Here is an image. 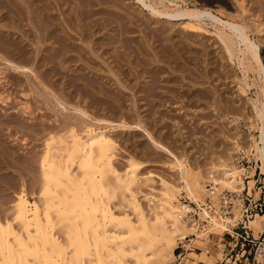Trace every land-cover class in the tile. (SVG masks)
I'll return each instance as SVG.
<instances>
[{"label": "rangeland", "instance_id": "rangeland-1", "mask_svg": "<svg viewBox=\"0 0 264 264\" xmlns=\"http://www.w3.org/2000/svg\"><path fill=\"white\" fill-rule=\"evenodd\" d=\"M7 1L9 2H6L7 5H5V7L0 6V31L7 41L9 40L12 48L16 47L20 49L21 53L25 55L24 58L26 57L25 60L24 58H20L19 53H17L18 51L15 52L16 50L13 49L14 51L10 52L9 58L18 65L22 64L21 66L32 68L34 71L33 74L35 73L36 76L33 74L21 75L17 72L15 73L12 69H7V71L5 70L6 75H4L6 78L2 76L5 78V84L3 83L2 85V82L0 83V94L1 92H6L3 95L7 96L3 97L6 98V102L8 101L7 103L5 102L4 105L0 104V149L2 148L0 151L1 222L11 223V220L13 222L12 207L16 202V197L19 192L23 191L29 202H36L40 207L43 206L42 200L44 197L41 194L43 190V179L40 175L41 168L39 162L42 158L41 156L48 150L47 143L50 144L49 138L51 136L53 138L55 137L54 139H56V136L58 138L61 137L63 134L60 135L59 132L61 130L59 129H62V126L67 128V130H69L68 126L71 128L70 125H73L72 128L77 127L79 130L77 128L74 129H77L76 131L78 134L79 131L82 130L79 135H82L81 133L86 130L85 128L93 127L88 121V126L85 124V120H82L84 122H80L79 119L75 117L76 114L72 113L71 110H69V112L71 111L69 114L62 112L56 101L48 96V94H52L48 92L52 91L54 92L53 94L56 93L59 95L61 100L67 103L69 108H71L73 104L75 105H72L74 108L83 110L86 113L88 112L89 114H87L91 115L92 118L110 122L111 125L108 127L106 124V126H103L106 127L105 130H103L107 132V135L110 136L115 143L113 166H116L115 169H117L116 171L121 177L123 176L124 178L125 176V170H127L125 167H127V159H129V157L130 159L133 158L134 161L140 165L139 167H141L134 185L132 184L129 188L119 186L120 188L116 189L114 197L108 202V208L111 211L113 210L112 213H114L117 218L120 217L121 220L130 219L131 224L134 222L135 226H138V216L136 212L133 213L134 209L132 210L133 206H131V201L134 198L140 209H142L143 217H146H144V219L146 222L148 220L147 223L154 229V233L152 232L151 235H147L148 238L145 235H141L143 237L139 235L133 242L130 241L128 243L127 240V243L123 246L124 248H122L124 254H119L120 258L118 257L120 262L123 261L124 264H134L136 262L135 264H138L137 259L143 256L145 257V264H173L175 262V255L179 251L177 250V252H174L178 243L188 244L186 243L188 240H193L190 248H187V252L184 253L185 259H183L182 264H246L247 252L243 254L239 244L235 246V240H231L227 235L223 236V228H220V230L218 227H215L211 235L203 238L201 234L196 231L189 232L182 230L180 232L181 236L180 234H176L178 237L173 238L160 232L163 231V228L167 227L162 226L161 221L158 223L156 221V215L160 212L158 209L160 208L159 205L164 202L163 194L166 192L164 184L167 187L174 186V188H178L177 185L182 181L180 178L181 176L178 175L176 166L174 164H171L173 166L170 165L171 162L169 159L159 155L158 152L151 147L149 141L142 132L122 129L117 126L119 122L123 121L130 124L133 122L140 123V125L142 124L141 126L145 127L156 141L163 142L165 146L171 148L170 150L173 152L176 151L175 153L178 155L179 159L184 163L186 162L185 165L193 174L195 173V177L198 179V181L196 179L192 181L195 184L198 182L202 185L203 181L205 182L208 175H212V173L216 175L217 179H220L222 175L221 170L230 166V163H232L235 157L234 153L243 151L240 147L246 149L247 144L249 142L252 144L254 141L248 142L247 137L257 136L256 129L253 127L254 111L248 103V99L263 100L261 95L263 86L261 84L264 82L262 79H258L259 76L256 72H253V70H251V72L250 70L243 72L242 66L235 60L237 57L242 59V54L237 51L238 49L234 48L236 58L230 61L225 56L223 45L219 43L218 37L215 36L216 30L213 28L215 25H212L208 20H205V23L203 22L204 24H202V27L203 25L204 27L208 26L205 28L206 32L209 31V33L197 34L196 38L194 36L188 37L185 30H183V25L188 22L187 20L170 21L167 19L155 18V16L145 8L138 5L135 0H101V2H99V0H86L87 4L88 2L91 4L86 5L88 10L85 8L86 6L82 9L83 5L86 3L85 0H81L84 1V4L82 3L83 5L77 2L79 0H68L66 3L67 5L64 4L61 7L53 5L55 0H50L49 4L54 6H51L53 12L51 10L49 12L51 19L55 20L56 24H60L61 21L64 29L67 30V28H65L66 23H63V17H67L66 15L64 16V14L70 13L68 16L70 18L72 17V23H74L75 20L74 16H77L79 12L84 17L83 18L81 14L78 15L80 18L77 17L76 19L82 22L76 21L73 25L74 27H72V29L70 28V31L67 30V32L69 31L68 34L71 37V42L66 41V43L69 44V47L76 46L74 48L77 49L83 47L89 54L83 53L82 51H80V53L77 51H70L72 53L69 52L68 61L65 59V63H59L63 66V70L59 68L61 67L59 64L57 66V60L59 59L50 60L51 64L49 63L47 67L50 65L51 67L56 66L57 69H60V74L63 73L61 76L52 73L49 68L45 69L40 65L39 56L37 55V51L39 47H41V44L39 46L38 43L37 8L40 5L38 0ZM146 1H148V4L150 3V5H154V7L156 6L157 8L160 7L159 9L162 10L163 8L164 10L168 8V11L172 9L169 12L177 8H197V10H203L207 7L208 9L212 8V10H218V8H220V13L222 15L214 11V14L220 19H224L225 21L234 20L235 23L242 26L245 25L244 27L248 28L245 29L249 39L257 45V52L260 60L262 63L264 62V26H262L264 25V0H242L245 10H242L240 7L241 0ZM65 2L66 1H64V3ZM16 3L18 4L16 5ZM78 4L80 6L79 8L76 6ZM24 7H27L26 10ZM55 7L57 8L55 9ZM222 11L227 16L223 15ZM238 14L242 18H237L236 15ZM229 16H232V20H230L231 18L228 19ZM235 19H237L238 22H236ZM29 22L31 24H29ZM78 22L82 26L85 24L87 29L84 28V30L82 28L84 34L81 33V35H79L82 29ZM206 22L210 25L208 23L206 24ZM76 24L77 28H75ZM255 25H260L257 27L261 29V32L257 29L260 33L258 31L256 32ZM77 29L80 30L78 31ZM184 33L187 37H184ZM82 37H84V40ZM88 46L92 47L94 51H90ZM195 49H197V51ZM74 53L76 55H72ZM78 54L84 57L82 62L77 60L79 57ZM192 55L194 56L192 57ZM194 58L197 59L194 60ZM245 58L244 62L246 63L247 57ZM183 59L187 60L184 61ZM172 60H176V62ZM182 60L184 62H189L187 66L189 64L190 67H185L186 63ZM178 62H180V65L184 63V66H181L182 69L180 70L177 69V67H180L177 66L179 65ZM83 63L84 66L82 65ZM174 63H176V65H174ZM247 63L244 64V67L248 65ZM196 64H198V66H196ZM250 64L252 65L251 68H256L254 62ZM87 66L90 69H87ZM186 68L189 69L190 73L191 70L192 72L194 70V73H192L194 75L189 73L188 77L186 74L188 70ZM238 68H241V71ZM247 73L249 74L247 75ZM185 74L186 77H184ZM190 75H192L191 78H196V85H194L195 83L193 82L195 78L193 81H190ZM79 77L81 81L83 79H85V81H88L86 79L91 81L90 83L88 81L87 84L85 81H82V83L80 80H77ZM188 78L190 79L188 80ZM71 80H75L76 82L74 81V83H77V86L75 84L72 85L76 87H74L75 89L73 88V91L70 86H68L69 84L67 85L66 83L69 82L71 84ZM88 83L91 84L93 88L89 86ZM37 84L40 86H37ZM63 85L68 86L69 89H64L63 91ZM78 85L79 87L82 85L80 89L77 88ZM85 85H88L87 88ZM36 87L37 89H35ZM146 87H148L149 91ZM245 87L244 93L242 90ZM68 91L70 95H68ZM43 95L45 98L42 97ZM25 108L28 110L24 112L23 110ZM122 113H124V117L121 115ZM74 118H76V120H74ZM234 118L237 119V124L233 125L237 127L238 130H235V127L231 126L232 124L227 123L228 120ZM78 123H82L80 124L81 127L83 126L81 129L79 125L74 126ZM63 130L64 129H62V131ZM67 130L64 131L67 132ZM228 130L232 133L228 132ZM62 131L61 133H64V131ZM225 131H227L228 134L224 133ZM55 142L54 144L56 145L52 144L55 147L54 149H61L62 145H59L57 140H55ZM52 145L49 147L53 148ZM57 145L60 147H57ZM253 153L254 151L251 152V154ZM251 154H240L237 159L242 162L241 164H243V167L246 169L244 174L236 178V181L241 180L243 182L242 184L246 186V182L252 180L253 183H248L249 194H251L254 199H257L260 192L264 193V176H259V161L256 156ZM192 162L193 164H191ZM71 170H74L73 175L77 174L75 167ZM248 173L251 175L254 173L255 176L244 181L246 175L249 176ZM223 185H219L221 189H229V186ZM233 185H236V183L234 182ZM181 194H183V192L178 194L177 200L182 203L183 201L179 198ZM57 195L60 196V191L57 192L54 197L50 194H47V197L51 199L53 203H55V201L57 203ZM204 195L205 191H199L197 196L200 199L198 201L202 202ZM135 214L137 220L134 218ZM235 216V219H238L237 212ZM53 217L55 222L59 219L56 214H53ZM123 217H125V219ZM186 218L189 221H193L188 215H186ZM135 221H137V223ZM12 224L14 225H12V228H14L13 230L17 232L16 234H19L22 238L25 237V239H23L26 241L27 245L32 244V242L26 240L27 234L21 225ZM169 224L170 223L167 224V228L170 229L171 225L169 227ZM159 225L160 227H158ZM161 226L163 228H161ZM249 228L252 230L253 235L257 237L264 231V219L259 226L250 227L249 224ZM110 229L112 231H110ZM108 231L109 233L116 231L120 234L118 236L123 238L128 237L126 231H120L114 228H108L107 232ZM220 231L222 232L220 233ZM53 232L54 238H56V240L58 239V242L62 245L61 247H65L66 264H79L78 260L74 259L73 249L71 247V249L69 248V242L64 231L56 227ZM116 232L115 234H117ZM221 237L223 238L222 243L219 241ZM131 243H133V245H131ZM168 245L172 247L173 256H170L168 253ZM125 247L126 250H124ZM128 247L132 249H128ZM90 252L92 254L90 253V256L84 261L85 264H95L94 251L92 248ZM104 252L101 253L104 255L105 261L109 259L106 263L112 264L111 257H105L106 252L105 254ZM156 252L157 255L159 254V258H157L158 256L155 257ZM91 255H93V257ZM162 256L163 259L166 258L167 260H162ZM151 258L152 262H150ZM158 260L160 261L158 262ZM248 261L249 264H252L249 257Z\"/></svg>", "mask_w": 264, "mask_h": 264}, {"label": "bare ground", "instance_id": "bare-ground-1", "mask_svg": "<svg viewBox=\"0 0 264 264\" xmlns=\"http://www.w3.org/2000/svg\"><path fill=\"white\" fill-rule=\"evenodd\" d=\"M64 1H66V2L64 3ZM6 2H9V1L0 0V6L5 7V5H7ZM38 2L40 3V5L37 8V11H38L37 12L38 13L37 19H38V21L37 20L36 21H37L38 34H39V38H38L39 42L38 43H39V46L41 44V47H39V49L37 51V55L39 56V60L41 63L40 65L45 69L49 68V70L52 73H55L57 75L62 76L63 73L60 74V69L63 70V68H62L63 66L59 63L60 62L65 63V59L68 61V59H69L68 54L75 52V51H77L79 53H80V51H82L83 53L89 54L87 52V50L83 47H80V49L79 48L77 49V48H74L76 46H74V47L70 46L69 47L68 46L69 44L66 43V41H70V39H71V37L68 34L70 31L69 29L70 28L72 29V27H74L73 26L74 23L76 21H79L76 18L81 13L77 12L78 15L74 16V19H75L74 23L71 22L72 17L70 18L68 16L70 13L64 14V16L65 15L67 16V17H63V20H64L63 23H66L65 28H67V30H69L67 32V30L63 28L64 26H63V24H61V21H60V24H58V23L56 24L55 20L51 19V15L49 14V12L52 9L51 6L55 5L57 7H61L64 4L67 5L66 3L68 2V0H55V3L53 5L49 4L50 0H38ZM77 2H79L80 4H82V3L84 4V1H81V0H79ZM85 2H86V0H85ZM99 2H101V0H99ZM135 2L138 5H141L143 8H145L148 12H150L153 16H155V18L167 19L170 21L187 20L188 22L183 25V30H185L188 37L194 36L196 38L197 34L205 33L206 32L205 27H208V26L204 27V25H203V27L205 28L204 29L202 27V24L205 23L204 22L205 20H208L209 22L212 23V25H215L213 28L216 30V35L215 34L214 35L218 37V38L217 37H215V38H217L219 40V43L223 45L224 53H225V56L227 57V59H229L230 61H233V58L234 59L236 58L235 54H234V48L235 49L237 48L238 49L237 51L242 54V56H241L242 59L237 57L235 60H237L238 63L242 66L243 72H246L249 70L251 72V70H253V72H256L257 75L259 76L258 79H262L264 82V65H263L264 62L262 63L260 60L259 54L257 52V45L249 39V36L246 32V29H248V28L244 27L245 25L242 26V25L235 23L234 20L233 21H225L224 19L223 20L220 19L217 15L214 14L215 12L220 13L221 12L220 8H218V10H212V8L208 9V7L203 9V10H197V8L196 9L177 8V9L169 12L172 9H170L169 11H168V8H167V10H164V8H163V10L159 9L160 7H158V8L156 6L154 7V5L152 6V5H150V3L148 4L147 3L148 1H146V0H135ZM17 4L18 3H16V5ZM86 5H91V4H89V2L87 4V2H86L83 5V8L82 7L81 8L84 9V6H86ZM28 6H29V4H28ZM76 6H78V8L80 7L79 4ZM33 7H34V4H33ZM57 7H55V9ZM110 7H111V5H110ZM173 7H174V5H173ZM240 7L242 10H245L244 9L245 6L243 7L242 0H241ZM26 8H25V10H26ZM78 8H77V10H78ZM85 8H87V6ZM68 9H70V8H68ZM87 10H88V8H87ZM84 12H85V10H84ZM93 12H95V11H93ZM37 13H36V15H37ZM63 13H65V12H63ZM73 13H74V11H73ZM77 13H75V14H77ZM222 13H223V11H222ZM29 14H30V12H29ZM83 15H84V13H83ZM223 15L227 16L224 13H223ZM81 16H82V14H81ZM90 16H91V14H90ZM236 16H237V18L241 17L239 14ZM58 18H60V17H58ZM78 18H80V17H78ZM229 18H231L230 20H232V16L231 17L229 16L228 19ZM235 20H236V22H238L237 19H235ZM79 22L81 23L82 21H79ZM80 23H79V25H80ZM207 23L208 22H206V24ZM29 24H31V23L29 22ZM260 25H261V23H260ZM260 25H258V26H260ZM75 26H76L75 28H77V24ZM80 26H81L80 27L81 29L86 28L85 24H84V26H82V25H80ZM255 26H254V28H255ZM258 26H256V28H255L256 32L258 31L257 29H259V28H257ZM262 26H264V25H262ZM83 29L82 30L79 29L81 31V32H79L80 33L79 35H81V33L84 34L85 29L84 30ZM77 30H74V31H77ZM91 30H92V27H91ZM259 30L261 32V29H259ZM206 33H209V31ZM214 33H215V31H214ZM186 34L184 37H187ZM90 35H91V33H90ZM82 36L86 37L85 35H82ZM84 37H82V39ZM194 37H191V38H194ZM188 39H190V38H188ZM54 45H57V46H54ZM242 47H243V49H242ZM88 48L90 51H94L92 47L88 46ZM187 48H188V46H187ZM13 49L16 50L15 52L18 51L17 53H19L20 58H24L25 55H23V53H21V50L16 48V47L12 48V45L9 42V40L7 41L5 36L0 31V67H1L0 83L2 82L1 83L2 85L5 81L4 79L6 78L4 75H6L5 70L7 71V69H12L13 71H15V73L17 72L18 74H21V75H24V74L25 75L26 74L32 75L34 72L32 70V68H29L26 66H21L22 64L18 65V64L11 61V59L9 58V54L11 51H14ZM195 50L197 51V49H195ZM70 51H72V52H70ZM185 51H186V47H185ZM221 51H223V50H221ZM237 51H236V53H237ZM192 52H194V51H192ZM192 52H190V53H192ZM72 55H76V54L74 53ZM78 55H79V57L77 60L82 62L84 57H82L81 54H78ZM194 55H192V57ZM239 57H240V55H239ZM245 57H247L246 63L247 62H249V63H247L248 65L247 66L245 65V67H244V64H246L244 62L246 59ZM25 58H24V60H25ZM177 58H179V57H177ZM55 59L56 60L59 59V60H57L58 63H57V61H56V63H57V66H58V64L61 66V67H59L60 69H57L56 66L51 67V65L49 67H47L49 65V63L51 64V61L55 60ZM196 59L194 58V60H196ZM185 60H187V59H185ZM167 61H169V60H167ZM172 61L176 62V60H172ZM225 61H227V60H225ZM251 62H254L256 64L255 69L251 68L252 67V65L250 64ZM168 63H170V62H168ZM178 63H179V65H177V66H180V67H177V69L180 70V69H182L181 66H184V63H186V65H185V67H186L187 63H189V62L186 61L183 63V65H182V63L180 65V62H178ZM82 65L84 66V63ZM85 65H87V64H85ZM174 65H176V63H174ZM38 66H39V64H38ZM188 66L190 67L189 64H188ZM196 66H198V64H196ZM86 68L88 69L89 67L87 66ZM186 69H185V71H186ZM238 69L240 70L241 68H238ZM187 70L188 71L186 74L188 76L190 71H189V69H187ZM43 73H44V71H43ZM184 73H183V75H184ZM192 73H194V70H193V72L191 70L190 74H192ZM249 73H247V75ZM186 74L184 77H186ZM33 75H35V73ZM192 75H194V74H192ZM192 75H190V78ZM2 76H4L5 78ZM82 76H84V75H82ZM196 76H197V74H196ZM244 76H245V74H244ZM47 77H49V76H47ZM80 77H79V79H77L78 81L80 80ZM74 78H75V76H74ZM190 78H188V80ZM194 78L195 77H192L190 81H193ZM81 79H83V78H81ZM86 80H88L89 83L91 81L89 79H86ZM74 81H72L71 84L69 82H66L67 85L69 84L68 86H70L72 91H73V88L75 87V85L77 84V83H74ZM82 81L84 82L85 79H83ZM88 81H85L86 84ZM244 81H245V79H244ZM193 82L195 83L194 85L197 84L196 78L194 79ZM193 82H191V83H193ZM73 84H75V85L72 86ZM263 84H261L263 86L261 89V95L263 97L262 98L263 100L259 101L256 98H255L256 100L248 99V103L251 105V107L254 111V119H253L254 125H253V127H254V129H256L257 136L250 137V138L247 137L248 142L254 140L253 141L254 144H253V142H252V144L249 142L246 146L247 147L246 149H244V147L243 148L240 147V149L243 150L242 151L243 153H250L251 154V152L254 151V153L251 155H254L257 157V159L259 161L258 169L260 170L261 175H264V85ZM41 85H43V84H41ZM37 86H40V85L37 84ZM68 86L63 85L62 86L63 91H64V89L68 90L69 89ZM87 86L85 85L86 88H87ZM89 86H91V84H89ZM3 87H2V89H3ZM66 87H68V88H66ZM80 87L78 85L77 88L80 89ZM176 87H178V86H176ZM247 88H248V86H247ZM35 89H37V87ZM48 89H49V87H48ZM146 89L148 90V87H146ZM245 89H246V87L242 90L244 93H245ZM50 90H52V89H50ZM76 90H74V91H76ZM143 91H145V90H143ZM152 91H154V90H152ZM44 92H46V91H44ZM56 92H58V91H56ZM173 92H175V91H173ZM4 93H6V92H4ZM4 93L1 92V94H0V104H2V105H4L6 102L5 101L6 98H4L3 96H7V95H3ZM48 93H50V94L52 93V94L49 95ZM48 93H47L48 96L52 97L56 101L57 105L60 107V110L62 112H64L65 114H69L72 111V113L76 114L75 117L78 118L80 122L82 120H85L86 121L85 124H87V121H88V123H91L93 125V127L85 128L86 130L84 129L85 131L83 133H81L82 135H79L82 130L79 131V134H78V132L76 131L78 129L77 127H74V128H77L75 130L74 128H72L73 125H70L71 128H69V126H68L69 130H67V128H64L62 126V129H64L65 131L67 130V132H65L63 130L64 133H61L62 129L60 128L59 130H61V131L59 133H60V135L63 134V135H61V137L58 138L56 136V139H54L55 137L53 138L51 136L49 138L50 144L47 143V145H48L47 149L48 150L45 152L44 155L41 156L42 158H41L40 162L38 161L40 164V168H41V174L40 175L42 176V179H43V190L41 193L44 197L42 200L43 206L40 207L39 205L36 204V202H33V203L29 202L26 199L23 191L19 192V194L16 197L17 198L16 202L14 203V205L12 207L13 222L11 220V223H8V222L4 223L3 221H2L3 222L2 223L0 220V264H66V257H65L66 255L64 253L65 247L62 248L61 247L62 245H60V242H58V239L56 240V238H54V236L52 234L53 230L56 227H59L64 231V234L66 235L68 242H69V248L71 247L73 249L74 259L78 260L79 264H85L84 261L90 256L91 248L94 251L95 264H107L106 262L109 259L105 261L104 255L102 254L104 251L106 252L105 257H109V256L111 257L112 260L111 259L110 260H111L112 264H122V263L124 264L123 261H121L122 262L121 263L120 260H118V257H119V254H124V251L122 250V248H124L123 246H125V244L127 243V240L129 243L130 241H132V242L135 241L137 236H139V235H140V237H143L141 235H145L147 237V235L148 236L151 235V233L153 232L154 229L147 223L148 220L146 222V220L144 219L145 216L143 217V215H142V211H141L142 209H140L137 202L133 198L132 194H131V196H132L133 200L131 201V204H132L131 206H133L132 210L134 209L133 213L136 212V214L138 216L137 217L138 220H137V218H135L136 214L134 215V218L138 221V226H135L134 222H133V224H131L130 219L129 220H121L120 217L117 218L114 215V213H112L113 210L111 211L108 208V202L114 197V193L116 192V189H118L122 186H124L125 188H129L132 184L134 185V183L136 182L135 179L137 177L138 172L141 170L140 169L141 167H139L140 165L137 164L133 158H132L133 159L132 160L129 157V159H127V167H125V168H127V170H125V174H124L125 176H124V178H123V176L121 177L118 174V172L116 171L117 169H115L116 166H113V159H114L113 158L114 157L113 151L115 149V143L111 139V137L107 135V132L104 131L106 127H103V126H106V124L109 127V125H111L110 122H107V121L102 120V119L98 120L97 118H92L91 115H88L89 114L88 112H87L88 113L87 114L83 110H79L77 108H74L73 106H75V105H73V104H72L73 106L70 104L71 108H69L67 103L62 101L61 97L59 95H57L56 93L53 94L54 92H52V91L48 92ZM67 93H69V91ZM150 94H151V89H150ZM68 95H70V93ZM185 96H187V95H185ZM42 97H44V95ZM65 99H67V98H65ZM7 100H9V99H7ZM55 101H54V103H55ZM22 108H24V107H22ZM25 110H28V109L25 108L23 111L25 112ZM69 110H71V111L69 112ZM26 112H28V111H26ZM58 113H60V112H58ZM123 114L124 113H122L121 115L123 116ZM64 116H66V115H64ZM70 116H72V115H70ZM76 118H74V120H76ZM82 122H84V121H82ZM73 123H75V122H73ZM133 123L130 124L128 122L123 121V122H119L117 124V126L119 128H122V129H130V130H134L137 132H142L146 136L151 147L153 149H155L159 155L169 159L171 162L170 165L174 164L176 166V171H177L178 175L181 176L180 178L182 180L181 182H179V185H177L178 188H174V186H170V187L168 186L167 187L164 184L165 189H166L165 194H163L164 195V200H163L164 202L161 203L160 205L158 204L160 206V208H158V206H157V208L160 210V212L156 215V221H157V223L161 221L162 226H164V227H166V226L168 227L167 224L170 223L169 227L171 225V228L170 229L167 227L163 228L161 226V228H163V231H160V230H158V231H160L162 234H165L166 236L168 235L171 238L178 237V235H176V234H180V232L182 230H186L189 232L196 231L199 234H201L202 238L207 237L208 235H211L212 230L215 227H218L219 229L223 228V230H222L223 233L225 231L231 232L230 228H228L223 223H220V221H218L214 218H211L210 221H207L206 226L200 227V225H201L200 222H202V221L204 222L206 220L204 217L205 211L202 208V204H200V201H198L200 198L197 195H198L199 191H205L204 181H203V183L201 182L202 185L199 184L198 182L196 184L194 182H192L195 179L198 181V179L195 177V173L193 174V172H191V170L188 169V167L185 165L186 162L184 163L181 159H179L178 155H176V153H175L176 151L173 152L172 150H170L171 148L165 146L163 144V142L161 143L159 141H156L155 138H153L152 135L149 134L147 129H145V127L141 126L142 124L140 125V123H136V122L134 124ZM227 123L232 124L231 126L235 127L234 125L237 124V119L234 118L232 120H228ZM80 124H82V123H78L74 126L79 125L80 129H81L83 126L81 127ZM87 126H88V124H87ZM84 127H85V125H84ZM234 129L238 130L237 127H235ZM43 130H44V128H43ZM228 132H230V131L228 130ZM224 133H227V131H225ZM230 133H232V132H230ZM233 134H235V133H233ZM225 136H226V134H225ZM2 139H3V137H2ZM55 140H57V143L59 145H62L61 149H54L55 147L52 144L56 143ZM50 145H52L53 148L49 147ZM54 145H56V144H54ZM57 147H60V146L57 145ZM1 149H0V151H1ZM54 151H55V153H54ZM179 155H181V154H179ZM181 156H183V155H181ZM185 157H188V156H185ZM191 164H193V162ZM171 166H173V165H171ZM73 167H75V169L77 170L76 175H73L74 170L73 171L71 170ZM222 170H223V172H222V175L220 176L222 179L221 178L217 179V177L215 178L214 176H212L213 182L215 184H219V185L224 184L227 187L229 186L228 188L231 191H242L244 189L243 188L244 185L242 184L243 182L241 180L236 181V178L239 177L240 175L244 174L245 169H231V170L222 169ZM254 171H255V169H254ZM248 175L249 176L246 175V177H247V179H250L251 177L254 176V173H252V175L250 173H248ZM234 182L236 183V185H233ZM249 183H253V181L250 180ZM181 184H183V185H181ZM59 191H60V196H58V195L56 196L58 201L56 203V201L54 200L55 203H53L52 200L47 197V194H50L54 197L57 194V192H59ZM180 192H183V194H181V196L179 198H183L184 196H186L187 199H189L188 204L187 203H181L177 200V196ZM194 206L196 208H194ZM143 213H144V211H143ZM53 214H56L59 218L56 222L54 221ZM186 215H188L190 217V219H193V221H189L186 218ZM123 218L125 219V217H123ZM263 219H264V215L263 216H261V215L255 216L252 220H250V223H249L250 227L251 226L252 227L259 226ZM137 221H135V222L137 223ZM167 221H168V223H167ZM12 223H15L17 225H21V227L23 228V230L27 234L26 240H29L30 242H32V244H30L31 246L27 245L26 241L24 240L25 237H23L24 238L23 239L19 234L18 235L16 234L17 232H15V230H13L14 228H12V225H13ZM249 224H248V229H250ZM158 227H160V225ZM108 228H114V229H117L120 231L121 230L126 231V233H127L126 235H128V237L127 238L120 237V236H118L120 234H118V232H116V231H114L113 233H111V232L109 233V231L107 232ZM110 231H112V230L110 229ZM222 231H220V233ZM115 232L117 234H115ZM180 236H181V234H180ZM219 241L222 243L223 238L221 237L219 239ZM131 245H133V243H131ZM167 248H168V253L171 256L173 254L172 253V247L170 245H168ZM70 249H68V250H70ZM128 249H132V248L128 247ZM128 249H127V251H128ZM136 249H138V248H136ZM124 250H126V247ZM105 252H104V254H105ZM203 254H205V253H203ZM91 256L93 257V255H91ZM122 256H121V258H122ZM151 256H153V255H151ZM155 257L159 258V254L157 255V252L155 254ZM161 258H162V260H164V259L167 260L166 258L163 259V256ZM160 260H158V262ZM150 262H152V258H151ZM92 263H93V260H92ZM137 263L138 264H145V257L142 256L139 259H137Z\"/></svg>", "mask_w": 264, "mask_h": 264}, {"label": "built area", "instance_id": "built-area-1", "mask_svg": "<svg viewBox=\"0 0 264 264\" xmlns=\"http://www.w3.org/2000/svg\"><path fill=\"white\" fill-rule=\"evenodd\" d=\"M240 154H243V152L240 151L238 153L237 151L234 153L235 157L232 163H230V166L225 168L226 170L246 169L241 164L242 162L237 160ZM221 171L223 172V170ZM260 175L261 173H259ZM212 176L216 178V175L212 173V175H208L204 182L205 196L200 204H202V208L205 211L204 217L206 221L200 222V227L206 226L207 221H210L211 218L220 221V223H223L231 230V232L225 231L223 236L227 235L231 240H235V246L239 244L243 254L247 252L246 264H249L248 257L251 259L252 264H264V231L255 237L253 232L248 229L250 220L255 216L264 215V193L260 192L258 198L254 199L249 194V181L246 182V186L244 184L242 191H231L226 188L221 189L219 184L213 182ZM246 180H248L247 177L244 178V181ZM180 200L183 201L182 203L187 204L189 201L186 196L180 198ZM194 208L196 207L194 206ZM236 212L238 219H235ZM186 243L188 244L178 243L174 252L179 251L175 255V262L173 264L183 263L184 253L190 248L192 240H188Z\"/></svg>", "mask_w": 264, "mask_h": 264}]
</instances>
